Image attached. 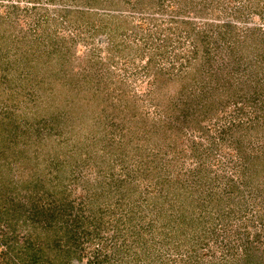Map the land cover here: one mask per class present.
<instances>
[{
    "label": "rangeland",
    "instance_id": "1",
    "mask_svg": "<svg viewBox=\"0 0 264 264\" xmlns=\"http://www.w3.org/2000/svg\"><path fill=\"white\" fill-rule=\"evenodd\" d=\"M4 189L69 232L0 264H264V0H0Z\"/></svg>",
    "mask_w": 264,
    "mask_h": 264
},
{
    "label": "trees",
    "instance_id": "2",
    "mask_svg": "<svg viewBox=\"0 0 264 264\" xmlns=\"http://www.w3.org/2000/svg\"><path fill=\"white\" fill-rule=\"evenodd\" d=\"M167 72L169 71L167 70ZM9 191H10L9 189H7V191L4 189V192L0 190V221H2L3 224L6 225V227L7 226L10 227V225L13 224L11 223V219L15 215H18V213H20L21 211L22 213L25 212V216L23 220L24 222L23 228H25V230L30 233V234H27L26 236L27 238L29 235H31V233L33 234V231H35L36 228L38 227L41 229H43V227H46V228L53 227V229L55 230L54 227L58 226V229L61 228V231L63 230L65 234L69 232V229L67 228L68 226L64 228L63 225H60L62 224L61 220H62L63 213L61 211L59 215L57 214V208H56L57 205H53V204L51 205L50 202L45 204L41 202V199H39L36 201L32 200L30 202L31 203L30 207H27V209H25L23 201L19 200L18 196H12V195L8 196ZM62 208H64V206ZM3 216L6 217L4 220H2L4 218ZM93 220H95V218L93 219V218H88V217H83V216L81 218L78 217L75 220L73 219L74 225L72 227H74L76 231L79 232L78 231L79 227H81L83 224H86L87 226H89ZM58 229H57V232H58ZM8 231L11 233L16 232L15 229L13 228H9ZM18 231H20V229H18ZM36 235H37L36 237H33L34 243L28 242L27 245H22V247H21V244L17 243V239L13 235L14 241L16 242V244L5 243L6 245H4V248H5L4 253L5 255H8V256L6 260L1 264H60L59 261L56 262L55 259L50 256L51 251L54 250L55 248H57L58 250H60L61 252L65 254L63 255L64 258H71L72 257L71 254L74 253V256L79 260L78 264H82L83 262L82 254L83 253H81L80 248H77L78 244L76 242L75 243L72 242L71 237L66 236V235L62 236L61 234V236H59V239L57 238V236H54L51 239L52 241L48 242L46 240L45 243H42V242L37 241L41 239V238H38L40 237V234L37 233ZM62 237L63 238L66 237L67 241L70 244L67 243L68 246L66 245V247L61 248V246L59 245L61 244ZM3 238H7V235H5ZM31 238L32 237H30V240ZM30 252H32V256L29 259H27L26 254H29ZM58 255L60 256L59 253ZM60 258L62 257L60 256ZM58 260H59V257H58ZM90 263L91 261H88L85 264H90Z\"/></svg>",
    "mask_w": 264,
    "mask_h": 264
}]
</instances>
